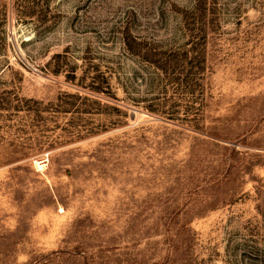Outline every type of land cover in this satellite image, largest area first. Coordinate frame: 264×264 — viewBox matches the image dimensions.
<instances>
[{
	"label": "rangeland",
	"instance_id": "rangeland-1",
	"mask_svg": "<svg viewBox=\"0 0 264 264\" xmlns=\"http://www.w3.org/2000/svg\"><path fill=\"white\" fill-rule=\"evenodd\" d=\"M0 264H264V0H0Z\"/></svg>",
	"mask_w": 264,
	"mask_h": 264
},
{
	"label": "bare ground",
	"instance_id": "bare-ground-1",
	"mask_svg": "<svg viewBox=\"0 0 264 264\" xmlns=\"http://www.w3.org/2000/svg\"><path fill=\"white\" fill-rule=\"evenodd\" d=\"M36 164L38 165L39 163H37V162H36ZM41 165H42V164H41ZM41 165H38V167H41V168H42V166H41Z\"/></svg>",
	"mask_w": 264,
	"mask_h": 264
}]
</instances>
